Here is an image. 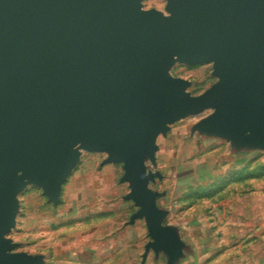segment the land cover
Here are the masks:
<instances>
[{
    "label": "water",
    "instance_id": "obj_1",
    "mask_svg": "<svg viewBox=\"0 0 264 264\" xmlns=\"http://www.w3.org/2000/svg\"><path fill=\"white\" fill-rule=\"evenodd\" d=\"M0 0V264H41L13 251L18 194L33 184L57 202L82 150L122 163L124 199L145 220L147 248L182 253L162 224L157 138L192 113L234 149H264V0ZM214 63L198 96L170 70Z\"/></svg>",
    "mask_w": 264,
    "mask_h": 264
},
{
    "label": "rangeland",
    "instance_id": "obj_2",
    "mask_svg": "<svg viewBox=\"0 0 264 264\" xmlns=\"http://www.w3.org/2000/svg\"><path fill=\"white\" fill-rule=\"evenodd\" d=\"M166 0H144L145 9L164 11ZM189 81L192 96L219 77L214 63L176 62L170 70ZM206 109L170 125L157 138L161 178L150 187L161 196L162 224L171 227L182 248L172 259L147 248L143 218L130 223L138 207L124 199L122 163H104L105 152L82 150L57 202L28 184L19 194L15 226L8 233L13 251L41 255V264H264V149H239L222 137L206 135L198 124Z\"/></svg>",
    "mask_w": 264,
    "mask_h": 264
}]
</instances>
